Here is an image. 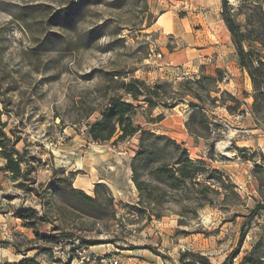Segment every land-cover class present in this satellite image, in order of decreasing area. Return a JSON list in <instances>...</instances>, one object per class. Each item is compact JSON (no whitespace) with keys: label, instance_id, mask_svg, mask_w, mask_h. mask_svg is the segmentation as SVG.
I'll list each match as a JSON object with an SVG mask.
<instances>
[{"label":"rangeland","instance_id":"rangeland-1","mask_svg":"<svg viewBox=\"0 0 264 264\" xmlns=\"http://www.w3.org/2000/svg\"><path fill=\"white\" fill-rule=\"evenodd\" d=\"M187 2L0 0V115L9 137L19 140L24 168L32 167L27 181L13 180L2 170L0 148V219L13 226L10 241L0 234V243L16 245L39 264H78L76 249L84 245L82 241L98 242L92 246L98 247L95 251L114 249L121 261L181 264V254L191 252L223 264L238 250L234 264H244L246 258L264 264V174L254 172L255 163L262 161L240 143L252 136L246 131L254 124L264 135V103L257 117L252 115L254 89L238 63L222 8L220 16L199 12L193 18L187 16ZM240 3L230 0L234 8ZM239 21L245 24L244 18ZM203 76L217 79L216 84L205 82L201 92L210 131L199 127L197 137L189 133V102H195L191 96L176 100L173 108L157 106L150 111L144 102L125 97L139 107L134 123L146 132L170 137L208 170L224 175L226 170L238 172L243 164L248 179L239 189L224 175L228 188L235 191L215 183L218 195L209 193L202 202L195 201L200 189L191 183L175 189L161 184L162 199L155 192L144 200L133 183V165L145 183L156 185L148 170L161 162L172 163V151L162 142L146 144L151 152H163L154 163L135 162L142 148L140 135L122 142L116 136L99 144L88 137V125L101 119L111 98L124 95L118 90L123 82L137 79L150 86L170 82L178 90L182 82ZM209 95L218 102L211 104ZM231 97L239 100V109ZM247 112L252 120L247 121ZM53 170L58 171L56 188L49 200L40 184H50ZM207 177L204 173L199 181ZM72 188L97 198L96 203L72 195ZM63 189L67 192L61 195ZM27 209L46 217L37 230L57 235L58 244L37 241L31 229L17 230L23 227L18 214ZM157 214L161 218L148 221L149 215ZM243 231L246 236L239 247ZM37 246L39 250L33 249ZM8 247L0 244L1 264L24 259L17 252V257L10 255ZM184 264L200 263L189 257Z\"/></svg>","mask_w":264,"mask_h":264},{"label":"trees","instance_id":"trees-1","mask_svg":"<svg viewBox=\"0 0 264 264\" xmlns=\"http://www.w3.org/2000/svg\"><path fill=\"white\" fill-rule=\"evenodd\" d=\"M221 16L230 32L238 63L241 69L249 74L251 79L254 89L252 113L257 117L258 111L261 108L260 104L262 102L264 103V0H241V3L237 8L230 5V0H222ZM241 18H244V25L239 21ZM218 75L220 76V73H218ZM205 82L216 84L217 79L211 76H203L201 77V80L194 79L192 81L182 82L179 84L181 89L178 90H176L170 82L158 81L152 86L137 79H132L128 83L123 82L118 86V90L123 91L124 95L111 98L108 108L102 113L101 119L88 125V137L93 142L99 144L107 143L113 140L116 136H118V142H122L140 135L142 148L140 152L137 153L135 162L151 160L150 164L154 163L158 154L163 152L162 149H156V152H151L150 148L145 146L146 144L150 145L152 143L154 145L156 142H162L165 144L166 150L168 149L172 151V163L161 162L148 170L147 176L155 181L157 183L156 185L145 183L141 179V174L136 164L133 165V183L144 200L152 199L155 192L158 197L162 199L161 192H163L164 189L161 188V184H165L171 189L180 188L187 183L193 184L195 188L200 189L195 192L196 202H202L205 199H208L209 193L218 195V190L213 188L216 185L215 183H218L219 188L225 191L229 189L227 186L229 178L220 174L218 171L208 170L207 167L202 164L192 161L189 152L182 146L178 145L173 139L168 136H157L153 133L146 132L141 126H137L134 123V117L139 109V107L134 104L136 102H144L150 111L157 106H161L165 109L173 108V104L176 100L181 101L183 98L191 96L195 99V102H189L192 109V115L188 123L189 133L191 136L197 137L199 134L197 128L199 127H202L205 131H210L211 123L209 122L206 113V108L208 107L201 95V92L206 89L204 87ZM194 86L197 87L196 90H194ZM125 97L130 98L134 103L126 102ZM207 97L211 104L218 102L217 98H212L210 95ZM230 99L239 109V100L234 97H231ZM228 109H230V107ZM6 127L7 125L2 122L0 115L1 158L5 161V166L2 170L11 174L15 181L26 180L32 171V167L24 168L26 160L24 155L17 150L19 140L9 137L6 132ZM240 151L246 152L247 149H242ZM251 153L253 158L258 156L262 161L260 165L257 164V162L255 163V174H264V155L254 151ZM57 173V170H53V179L50 181V184L46 186L40 184V188L44 190L49 200L51 197V190L55 187L54 182ZM204 173H206L208 177L205 178L203 182H200L199 180ZM259 181L262 180L259 179ZM34 184H36L35 181L32 182V185ZM21 187L30 192L36 191L35 188L26 187L25 184H21ZM99 188H105V186L100 185ZM230 189L233 188L231 187ZM70 191L71 194L76 197H84L91 205L96 203L97 198L85 196L83 192H79L73 188ZM146 191H148L147 194ZM66 192L67 190L65 189L61 195ZM235 195L240 198L238 194ZM255 213L256 211L254 210L252 214L254 215ZM153 217L159 219L161 218V215H149L148 221H151ZM18 218L23 222L24 228L33 230L37 241L58 244L59 237L57 235H42L38 232L37 226L41 223H46L47 219L45 216H40L35 209H27L20 212ZM245 236L246 232L243 231L240 237L239 247L243 244ZM82 242L84 245L81 246V248L86 249L99 245L98 242ZM0 244L12 246L16 249L18 254L24 256V259L16 264H39L34 258H27V251L21 252L16 245L10 242H3ZM33 249L39 250L40 247L37 246ZM43 251H50V249L44 248ZM238 255L239 252L237 250L232 253L223 264H234L233 261ZM189 257L192 261L200 264H213L206 256L191 252L181 254L179 262L184 264ZM244 264H254V260L246 258Z\"/></svg>","mask_w":264,"mask_h":264},{"label":"crops","instance_id":"crops-1","mask_svg":"<svg viewBox=\"0 0 264 264\" xmlns=\"http://www.w3.org/2000/svg\"><path fill=\"white\" fill-rule=\"evenodd\" d=\"M221 0H188L187 2V11H189L188 13V17H193L195 18V13H199V12H207V15H214V16H220L221 13ZM193 28H189V31H193L191 30ZM193 34V33H192ZM252 112V110H251ZM246 119L247 121H249L250 119L252 120V115H250L248 112L246 113ZM254 123V121H253ZM247 133H252V136L244 138L243 140L240 141V143H243V147L247 148V149H251L254 152L257 153H262L264 155V135L262 134L261 130L258 128V126L256 124H254V126H251V130L246 131ZM136 138V137H135ZM134 140V138H133ZM245 167V168H243ZM248 167L244 166L242 164V168H240V170L237 172V170L232 171V170H226L228 172H225V176L229 177L237 186L239 189H242L241 187V183L245 182L246 179H248L246 176L247 174V170ZM239 183V184H238ZM13 226L9 225V221L5 218L0 219V234L3 238V240H8L10 241L11 239V229ZM22 230V231H28L29 229L24 228V227H18L17 230ZM98 247H89L88 250L90 251H94V252H90L93 253V255L96 256H103V255H113L115 256V251H113L114 249L111 248H106L104 250H94ZM8 253H10V255H13L14 257H17V255H15V249L12 246H9L7 248ZM98 251V252H97ZM117 257V256H115ZM127 257V256H126ZM123 264H158L156 263L155 260H146V261H140L139 259H133V258H129V259H125L124 261H122ZM74 264V263H71Z\"/></svg>","mask_w":264,"mask_h":264},{"label":"built area","instance_id":"built-area-1","mask_svg":"<svg viewBox=\"0 0 264 264\" xmlns=\"http://www.w3.org/2000/svg\"><path fill=\"white\" fill-rule=\"evenodd\" d=\"M57 250H62L60 247ZM77 257L76 261L78 264H123L122 261L113 255L96 256L90 254L85 248L76 249Z\"/></svg>","mask_w":264,"mask_h":264},{"label":"bare ground","instance_id":"bare-ground-1","mask_svg":"<svg viewBox=\"0 0 264 264\" xmlns=\"http://www.w3.org/2000/svg\"><path fill=\"white\" fill-rule=\"evenodd\" d=\"M220 146H221V148H223V149L225 148V144H220Z\"/></svg>","mask_w":264,"mask_h":264}]
</instances>
